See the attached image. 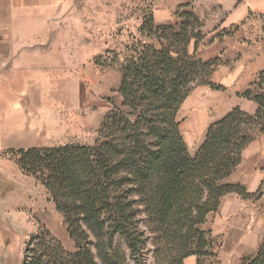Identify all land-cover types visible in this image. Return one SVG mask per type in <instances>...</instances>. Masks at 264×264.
Masks as SVG:
<instances>
[{"label":"trees","instance_id":"trees-1","mask_svg":"<svg viewBox=\"0 0 264 264\" xmlns=\"http://www.w3.org/2000/svg\"><path fill=\"white\" fill-rule=\"evenodd\" d=\"M174 14L176 24L158 25L151 10L143 11L138 35L147 41L133 37L122 59L114 51L107 52L109 59L96 57L97 64L109 60L119 67L122 102L105 114L92 144L3 152L45 188L75 247L67 251L43 228L26 242L22 264H124L122 244L134 264H142L150 241L157 264H184L189 256L203 264L215 252L210 232L201 225L222 197L236 193L256 200L262 195L264 180L251 193L224 179L254 138L250 130L264 134V71L236 93L254 101L256 113L233 108L207 127L192 155L180 130L181 105L200 85L227 88L211 79L221 58L196 55L204 35L191 2L181 3ZM241 24L215 36H230ZM238 264H264V237L255 254L242 256Z\"/></svg>","mask_w":264,"mask_h":264},{"label":"crops","instance_id":"crops-1","mask_svg":"<svg viewBox=\"0 0 264 264\" xmlns=\"http://www.w3.org/2000/svg\"><path fill=\"white\" fill-rule=\"evenodd\" d=\"M66 2L0 0V79L15 75L23 79L16 87L0 85V183L10 190L20 170L3 154L5 150L74 143L78 127L67 115L74 104L68 109L64 95L45 80L59 75L58 66L44 64L56 59L52 57L60 52L66 53L59 48L66 43L60 37V31L66 28ZM184 2H191L202 23L200 31L204 38L196 50L197 57L221 58L223 64L216 68L211 79L227 88L218 91L205 85L199 87L194 101L196 108L185 126L191 134L188 150L195 153L193 143L200 145L207 127L233 108L249 115L256 113L257 104L236 93L246 89L264 71V32L256 17V12L264 14V0H159L154 6L155 22L176 24L179 20L174 12ZM242 21L232 35L215 36ZM209 106H213L211 116L207 112ZM263 180L264 134L257 133L242 148L238 164L224 181L241 184L253 193ZM12 199L15 207L20 202L30 209L26 197L20 200L13 194ZM201 228L210 230L211 237L221 235L219 256L225 249L222 264H238L242 256L255 254L264 237V190L256 200L243 199L236 193L225 194L218 210L208 214ZM184 264H196V257L185 258Z\"/></svg>","mask_w":264,"mask_h":264},{"label":"rangeland","instance_id":"rangeland-1","mask_svg":"<svg viewBox=\"0 0 264 264\" xmlns=\"http://www.w3.org/2000/svg\"><path fill=\"white\" fill-rule=\"evenodd\" d=\"M158 1L67 0L66 28L60 31V37L64 38L66 43L59 47L66 53L63 55L60 52V55L52 57L56 59H51V62H44V64L51 67L58 66L59 75L45 80H49L50 86L64 95L68 109L74 104L73 111L67 112L68 119L79 128L73 138L74 143L92 144L105 114L112 109L113 105L122 102L118 92L121 78L119 67L115 64L109 65V60L107 65L97 64L96 57L101 55L104 59H109L112 55L107 52L114 51L120 52V59H122L125 46L132 41L133 37L140 38L138 29L142 23L141 13L151 10L154 14V6ZM256 17L263 26L264 14L256 12ZM140 39L147 41L145 38ZM22 80L18 75L6 77V79H0V82L2 81L0 85L8 88L16 87ZM200 86L189 94L178 112L180 130L187 147L191 145V134L188 130L186 131L185 126L196 108L194 101ZM212 108L213 106L209 110L206 109L208 113L210 112L209 116H211ZM249 133L255 136L257 131L250 130ZM193 147L198 149V142H194ZM189 152L194 154L190 150ZM13 185L11 191L0 183V264H22L26 242L43 228L48 229L58 238L67 251H75L74 244L68 238L62 216L55 210L45 188L32 177L21 172ZM13 194L20 200L22 196L26 197L30 209H27L26 205L22 206L20 202L19 206L15 207ZM206 231L210 232V230ZM209 237L214 243L215 256H207L203 264H222L225 249L219 256V245L223 239L221 235L215 237L209 235ZM92 249L97 255L94 246ZM121 250L126 254L124 264H134L124 244ZM142 264H157L151 241L144 249Z\"/></svg>","mask_w":264,"mask_h":264},{"label":"built area","instance_id":"built-area-1","mask_svg":"<svg viewBox=\"0 0 264 264\" xmlns=\"http://www.w3.org/2000/svg\"><path fill=\"white\" fill-rule=\"evenodd\" d=\"M0 62H1V46H0Z\"/></svg>","mask_w":264,"mask_h":264}]
</instances>
